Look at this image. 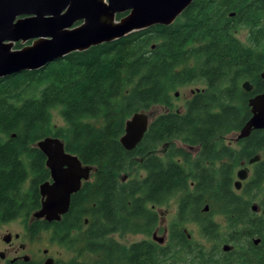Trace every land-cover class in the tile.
<instances>
[{
    "label": "trees",
    "instance_id": "trees-1",
    "mask_svg": "<svg viewBox=\"0 0 264 264\" xmlns=\"http://www.w3.org/2000/svg\"><path fill=\"white\" fill-rule=\"evenodd\" d=\"M262 72L264 0H194L169 26L0 79V225L21 219L28 235L51 230L52 240L77 258L92 257L68 264H264V195L258 214L248 198L263 193L264 129L226 143L250 118L248 100L262 91ZM244 82L252 86L248 93ZM199 85L183 111L172 110L174 91ZM155 107L166 112L126 151L119 142L125 122ZM52 111L62 127L53 126ZM46 137L59 138L66 152L95 169L71 196L68 212L50 224L29 222L40 208L38 186L48 179L35 147ZM255 156L261 160L235 191L236 170ZM172 199L176 217L164 247L144 241L125 248L108 238L151 235L155 208ZM191 222L211 247L187 239L183 229ZM223 245L232 249L222 252Z\"/></svg>",
    "mask_w": 264,
    "mask_h": 264
},
{
    "label": "water",
    "instance_id": "water-1",
    "mask_svg": "<svg viewBox=\"0 0 264 264\" xmlns=\"http://www.w3.org/2000/svg\"><path fill=\"white\" fill-rule=\"evenodd\" d=\"M193 1L0 0V79L40 70L70 53L111 43L152 26H169ZM25 43L28 44L13 49L16 44ZM260 77L263 89L248 100L251 115L236 136L237 140L246 138L251 131L264 129V72ZM242 89L248 93L252 86L244 82ZM154 117L150 111L139 112L125 122L119 142L126 151L136 148ZM35 147L45 157L51 183L39 185L41 205L31 215L30 222H58L68 212L71 196L79 191L82 182L89 181L95 169L66 152L59 138H43ZM258 160L255 156L248 163ZM247 175L245 169L237 171L236 191ZM252 209L256 211L257 207L252 206ZM6 237L9 235L3 237L5 242ZM253 242L256 245L258 240ZM231 249L228 245L222 246L224 252ZM51 263V259L44 262Z\"/></svg>",
    "mask_w": 264,
    "mask_h": 264
},
{
    "label": "rangeland",
    "instance_id": "rangeland-1",
    "mask_svg": "<svg viewBox=\"0 0 264 264\" xmlns=\"http://www.w3.org/2000/svg\"><path fill=\"white\" fill-rule=\"evenodd\" d=\"M238 38L241 40V42L245 43V38H246V30L245 29L239 30ZM27 44L28 43H25V44L19 45L17 47L14 46L13 49H20L21 47H23ZM201 87L202 86H200V85L199 86H185V87H181V88L177 89L176 91H174L172 93L173 97L171 99L172 110L180 111V112L183 111V107H184L185 102L190 98L192 93H194L196 90H198V88L200 89ZM174 94H177V96H175ZM150 112H152L154 114V116H157L158 114L166 112V109L163 107H155V108L151 109ZM51 118H52V124L55 128L62 127L64 125L63 120H62L58 111H52ZM237 135H238V133L228 136L226 138V143L233 146L235 141H237L236 140ZM175 144H176L177 148H182L183 150H187L186 147L184 145H182L181 143L176 142ZM190 152L192 154H194L193 151H190ZM158 153H159V151H158ZM245 165H247V164H245ZM248 168H249V177H248L247 181L249 180V178L252 174V166L251 167L248 166ZM241 169H243V168L241 167V168L237 169L236 171H239ZM133 174L136 175L135 172H131L128 174H122L120 176V180L123 179V181H121V182L126 181ZM138 175L142 176L143 172L139 171L137 173V176ZM239 191H237V192H239ZM262 191H263V193H260L257 195H254L253 193H251L250 196L248 197L249 200H252L251 205L257 207V210L254 211L256 214L260 213L259 207H260V202L262 201V198L264 195V183H263V190ZM176 209H177V203H176L175 199L170 200L165 206L155 208V212L157 213V217H158V225H159V226L157 225V227L160 230L158 232L159 237L162 235V230H164V228L168 229L170 227V224L172 223V221L174 220V218L176 216ZM215 220L218 221L219 220L218 217H216ZM24 225L25 224H24L23 220H21V219H16L10 223H5V224L0 225V252H2L5 248V244L3 243L2 238L5 237V235L7 233L21 234V237H22L21 241L22 242L28 240L29 236L25 232ZM186 228L189 231V234L191 235L193 241L201 244L205 249H207V247L208 248L211 247L210 243H207L204 239L201 238L200 233H199V228L197 226H195L193 224H189ZM34 236H35L34 247L40 248V249H48L50 257L53 258L57 264H68V263L72 262L73 260H78V261H82V262H90L92 260V257L86 253H84L83 255H81L80 257L77 258L73 248H71L70 246H65V244L60 245L57 242L53 241L51 239V230L36 232L34 234ZM114 238L119 243H121L122 245H129L131 242L137 241L141 237H140V235L128 234V235H124V236L115 235ZM36 259H38V258H36ZM0 264H2L1 259H0Z\"/></svg>",
    "mask_w": 264,
    "mask_h": 264
},
{
    "label": "flooded vegetation",
    "instance_id": "flooded-vegetation-1",
    "mask_svg": "<svg viewBox=\"0 0 264 264\" xmlns=\"http://www.w3.org/2000/svg\"><path fill=\"white\" fill-rule=\"evenodd\" d=\"M243 139H245V138H243ZM240 140H242V139H240ZM258 157H259V160H261V157L260 156H258ZM254 164L247 163V165H245L244 163H241V167L243 169L247 170V174H248L247 175V179L249 177V168H248V166H250V167L252 166V168H253ZM91 179H92V174L90 175L89 180H91ZM247 179L241 182V188L244 185V183L247 181ZM121 181H123V179H121ZM235 181H234V183H235ZM45 182L51 183L50 174H48V179L46 181H44L43 183H45ZM83 183L84 182H82V184ZM82 184H81V186H82ZM38 193H39V186H38ZM39 196H40V194H39ZM39 202H40V205H41V197H40ZM203 212L204 213L208 212V206L207 205L204 206ZM29 222H30V220H29ZM8 223H10V222H8ZM48 224H50V223H48ZM189 224H193L195 226H197V224L191 222V223L185 224V226H184L183 231L186 234L187 239L190 240V239H192V237H191V235L189 234V231L186 228ZM86 225H87V220L84 221V226H86ZM157 225H158V222H157ZM159 231L160 230L156 226V228L153 230L151 235H145V234H142V233L132 234V235H140L141 238L139 240H137V241L131 242L129 245H122L121 243H119L114 238L115 235L124 236V235H128L129 233L115 232V233L109 235L108 238L113 240L116 244H118L120 246H123L125 248H129L130 246H132V245H134L136 243H140V242H144V241H152V242H154V244L164 247L166 242H167L168 236H169V228L168 229L164 228V230H162V235L160 237L158 236V232ZM25 232L27 233V231H25ZM7 235H9V238L6 237L7 238V242L3 241V238H2V241L5 244L4 250L2 252H0V259L2 261V264H44L45 260H47V259H51L52 260L51 264H57L56 261L53 258L50 257L48 249H40V248H35L34 247V243H35V240H34L35 236L34 235H28L29 236L28 240L24 241V242L21 241V239H22L21 234L7 233L5 236H7ZM15 235H18V237L15 238ZM221 250H222V247H221ZM222 252H224V251L222 250ZM36 258H38V259H36ZM79 262H82V261H79ZM82 263H89V262H82ZM179 264H182V263L179 262Z\"/></svg>",
    "mask_w": 264,
    "mask_h": 264
}]
</instances>
